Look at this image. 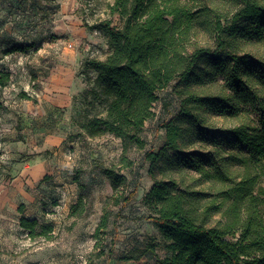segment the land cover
<instances>
[{"label":"trees","instance_id":"obj_1","mask_svg":"<svg viewBox=\"0 0 264 264\" xmlns=\"http://www.w3.org/2000/svg\"><path fill=\"white\" fill-rule=\"evenodd\" d=\"M110 12L121 18V26L111 19L90 26L108 36L107 56L84 60L96 71L86 95L101 98L105 114L82 122L80 129L90 138H120L122 153L109 165L93 159L109 178L112 193L85 264H103L106 248L114 251L115 238L105 243L112 207L119 206L116 218L124 216L137 191L129 190L125 173L133 166L129 152L145 148V122L155 116L160 91L172 83L181 98L180 112L161 125L164 147L145 152L151 163L175 152L167 160L171 174L166 172L145 197L149 218L169 241L170 253L157 264H264V58L250 51L255 42L264 43V0H114ZM17 49L26 47L12 50ZM1 72L4 86L10 75ZM213 115L235 120L219 127ZM218 134L240 150L226 151ZM193 136L217 147L201 144L190 151L196 146ZM175 166L192 168L199 177L177 187ZM76 181L80 194L70 215L85 216L93 196L80 177ZM204 182L207 188L198 189ZM20 224L32 239L55 231L54 222L36 218L22 216Z\"/></svg>","mask_w":264,"mask_h":264},{"label":"rangeland","instance_id":"obj_2","mask_svg":"<svg viewBox=\"0 0 264 264\" xmlns=\"http://www.w3.org/2000/svg\"><path fill=\"white\" fill-rule=\"evenodd\" d=\"M114 0H0V71L10 80L0 85V264H85L96 243L94 232L100 222L104 203L112 193L109 178L94 164V158L109 165L122 153L120 138L107 134L90 138L81 133L80 124L95 115L105 114L101 98L88 94L76 108L57 110L62 119L67 140L58 147L44 149L42 137L36 131L33 106L43 98L48 72L65 51L82 52L87 57H99L91 44L77 35L79 27L111 19L113 25L123 21L111 14ZM25 46L26 49L12 50ZM264 58V43L250 46ZM101 54V55H100ZM99 90L100 86L95 85ZM32 97L26 98L25 94ZM33 105V106H32ZM181 98L174 84L160 91L155 104V116L145 122L142 137L145 148L133 147L129 156L133 166L125 170L129 190L137 188L134 199L116 218L119 206L112 207L110 234L105 243L114 239V251L101 257L103 264H157V259L170 252L159 226L149 218L151 207L145 197L159 180H165L168 156L151 163L145 157L148 149L160 151L166 141L162 123L180 112ZM220 127L234 118L213 115ZM81 133V134H80ZM226 151L240 148L232 140L218 134ZM193 151L203 144L217 147L205 138L192 137ZM190 144V140H188ZM43 157L47 165L34 172V160ZM178 186L194 182L199 174L192 168H172ZM76 177L86 184L93 196V205L85 216H71V206L78 201L80 188ZM208 182L197 188H207ZM260 186L264 190V176ZM22 216L40 222H54L50 237L32 239L20 224Z\"/></svg>","mask_w":264,"mask_h":264},{"label":"crops","instance_id":"obj_3","mask_svg":"<svg viewBox=\"0 0 264 264\" xmlns=\"http://www.w3.org/2000/svg\"><path fill=\"white\" fill-rule=\"evenodd\" d=\"M79 38L87 40L94 51L102 50L103 55L97 58L105 59L109 52L108 36L98 27H79ZM101 55V54H100ZM86 55L79 51H65L60 60L53 65L44 81L43 98L34 108L36 131L42 137L44 149L61 146L67 140L62 119L58 118L57 110L61 107H72L73 110L82 105L86 91L95 84L96 71L85 67ZM47 165L45 158L34 160V172L43 170Z\"/></svg>","mask_w":264,"mask_h":264}]
</instances>
